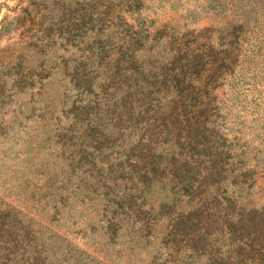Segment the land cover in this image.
<instances>
[{
  "label": "rangeland",
  "instance_id": "374dc122",
  "mask_svg": "<svg viewBox=\"0 0 264 264\" xmlns=\"http://www.w3.org/2000/svg\"><path fill=\"white\" fill-rule=\"evenodd\" d=\"M133 4L135 11L127 0H0V264H264V0ZM118 16L143 22L149 37L136 58L148 66L168 61L178 41L223 49L208 129L191 132L193 146L178 133L179 152L194 147L196 155L175 173L190 179L195 196L207 194L205 218L170 234L187 199L174 197L163 177L137 190L141 166L123 155L154 121L150 105L130 104L128 94L124 136L106 118L86 130L105 108L96 104L74 122L71 71L80 64L95 77L90 64L115 58ZM204 28L208 38L194 40ZM94 92L82 100H100L96 85Z\"/></svg>",
  "mask_w": 264,
  "mask_h": 264
},
{
  "label": "trees",
  "instance_id": "16d2710c",
  "mask_svg": "<svg viewBox=\"0 0 264 264\" xmlns=\"http://www.w3.org/2000/svg\"><path fill=\"white\" fill-rule=\"evenodd\" d=\"M135 2L136 0H127L128 11H135L136 6H133ZM118 17L122 28L118 36L119 46L113 49L115 58L108 59L109 56H106L105 62L99 66L98 63L89 65L95 66L92 73L102 77V82L94 80L96 76L81 72L80 67L84 66L80 64H76L71 71L70 78L79 97L73 108L74 122H79L80 117L96 104L99 108L100 106L105 108L104 110L100 108L93 118L88 119L86 130H91V125L97 126L106 118L109 127L114 128L118 136H124L123 113L126 110L128 94L131 97L130 104L134 100H139L143 105L147 103L150 105L154 121L146 123L139 129L144 132V137L131 143L129 148H123V155L124 157L127 153L135 155L137 158L135 163L141 166L137 175V190L150 187L159 182L158 177H163L164 183L171 185L174 197L181 196L187 199L189 210L178 212L169 220L170 234L179 231L177 228L184 221L192 222L196 218H199L198 220L205 218L203 203L207 194L199 193L195 196L197 188L192 186L190 179L187 177L180 179L175 173L180 169L177 167L179 163L193 159L196 155L192 151L194 147L186 148L184 154L179 152L178 133L185 130L187 135L184 138L185 144L193 146L195 136L192 138L191 132L208 129L206 120L211 99L209 90L219 85V78H212L211 75L221 72L223 49L220 44L215 46L206 43L193 49L189 45L182 47L183 44L178 41L176 50L170 54L168 61L148 66V61H139L136 58V51L144 46V41L149 37L147 30H144L143 22L130 24L122 16ZM209 32L210 28H204L194 34L193 39L206 40ZM224 34L231 36L228 30ZM94 85L102 92L101 99L82 100L83 96L99 94L94 92ZM116 92L117 96L114 95ZM165 144L168 146L165 147ZM214 170H216L214 166L206 167V176L213 174ZM163 206L165 204H162ZM133 213L138 214L139 210H134ZM113 226L112 220L107 219L106 230L112 233Z\"/></svg>",
  "mask_w": 264,
  "mask_h": 264
}]
</instances>
